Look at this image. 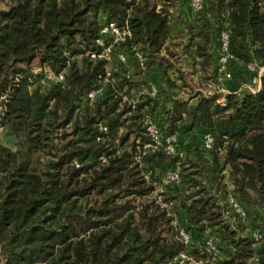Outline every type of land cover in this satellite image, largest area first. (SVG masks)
<instances>
[{
    "label": "trees",
    "instance_id": "16d2710c",
    "mask_svg": "<svg viewBox=\"0 0 264 264\" xmlns=\"http://www.w3.org/2000/svg\"><path fill=\"white\" fill-rule=\"evenodd\" d=\"M0 4L2 124L19 142L15 151L0 143V264H174L186 250L178 229L171 216L144 200L152 187L133 162L136 143L130 150L115 143L124 112L118 109L124 107L107 93L91 108L83 103L102 63L88 60L80 71L77 59L92 48L102 22L127 21L134 42L149 54V67L157 65L164 60L157 56L169 33L170 3L0 0ZM205 5L199 14L195 54L202 59L203 71L212 61L210 80L216 56L207 52L208 35L215 37L217 53L221 29L228 31L234 69L250 62L264 67V0H205ZM100 16L105 19L99 22ZM34 61L54 72L67 69L65 86L29 89ZM218 99L197 93L187 101H175L167 131L178 130L182 136L192 129L214 134L215 146L225 150L221 165L212 153L220 166L217 173L227 170L237 200L251 215H262L264 75L255 93L230 92L223 104ZM130 116L129 129L140 127L141 135V125L131 121L137 116ZM102 122L108 126L106 134L99 132ZM67 126L71 139L63 142L62 137L63 145L57 148L55 131ZM98 135L104 136L103 142L95 140ZM141 138L145 139L143 134ZM102 156L104 162L99 160ZM162 158L171 159L155 155L148 159L149 168ZM74 160L80 166L75 167ZM188 177L193 192L190 203L181 206L191 230V249L195 233L211 230L221 238L218 264H264V254L250 247V239L224 222L218 205L219 195L225 194L218 190L220 180L214 195L190 173ZM200 256L194 258L205 263L206 256Z\"/></svg>",
    "mask_w": 264,
    "mask_h": 264
},
{
    "label": "built area",
    "instance_id": "2783aa9c",
    "mask_svg": "<svg viewBox=\"0 0 264 264\" xmlns=\"http://www.w3.org/2000/svg\"><path fill=\"white\" fill-rule=\"evenodd\" d=\"M140 1L138 0V2ZM187 6L190 14L196 17L204 11L206 5L205 0H188ZM228 37V31L221 29L217 38L218 49L212 75L213 80L209 81L211 90L201 92L205 97L218 95L217 102L219 104H223L225 96L229 94L224 88V83L233 80L235 72L232 63L234 57L228 49ZM85 56L94 63H102L101 71L95 76V83L85 92L82 98L83 103L88 107L91 108L97 101L102 100L118 80L124 78L132 84L130 92H119L115 98L118 99L119 107H124L127 109L128 114L137 116L131 121L139 123L143 129L142 134L145 139L136 141L132 159L143 174L144 181L152 186L150 196L154 199L159 197L163 193V186H179L181 176L178 168L164 171L163 186H157L151 180L148 159L158 154H163L171 159H183V152L180 148V140L183 136L179 134L178 130L174 132L167 131L168 119L173 111L174 101L165 99L159 80L151 77V66L148 65L149 54L142 49L140 44L134 42L127 21L120 24L116 21L102 22L98 37L94 40L92 48L85 52ZM243 69L249 79L246 85L248 92L255 93L260 89L261 77L264 75L262 67H259L255 62H250ZM31 75L29 89H42L53 85L63 88L67 69L54 72L49 68L36 66L31 68ZM140 82L141 84H139ZM164 83L165 79H163ZM139 96H142L148 102L147 106L140 107L141 99ZM3 99V97H0V100ZM2 116L3 111L1 112L0 108V135L5 130L2 124ZM99 132L102 134L108 132L106 123L99 124ZM95 140L103 142L104 136L98 135ZM199 140L204 156L215 153L218 163L222 164L224 162L225 150L223 147L215 146L214 134L203 133ZM207 159L213 165L212 160ZM99 160L104 162L105 158L102 156ZM72 164L75 167L80 166L77 160H74ZM224 183L227 185L224 191L225 196L223 201L218 204L223 209L224 219L228 224H233L235 229L242 226L249 227L246 230L250 239V247L264 254V213L262 215H251L235 197L231 184L225 181ZM213 193L214 195L218 194L215 190H213ZM167 216H170V214L167 213ZM178 234L186 250L175 259L174 264H218V261L221 260L220 248L216 241L207 239L204 242L202 255L206 256V262L203 263L187 252V249L191 247L190 234L184 229H179Z\"/></svg>",
    "mask_w": 264,
    "mask_h": 264
},
{
    "label": "rangeland",
    "instance_id": "374dc122",
    "mask_svg": "<svg viewBox=\"0 0 264 264\" xmlns=\"http://www.w3.org/2000/svg\"><path fill=\"white\" fill-rule=\"evenodd\" d=\"M166 1L168 2V4L170 3L168 6L166 5L167 9L169 10L172 7L174 2L172 0H166ZM182 1L188 4V0H182ZM3 8L4 6L0 4V9H3ZM192 17H195V16H192ZM200 17H201L200 15H197V17L195 18L199 20ZM103 19L105 18L100 16L98 20L100 22ZM184 30L186 31L185 28ZM210 35H208L210 40H209V43L207 44V50H208L207 52L215 54L213 56H216L215 37L214 36L211 37ZM168 57H169L168 59L165 58V60L159 61V63L157 61L158 63L157 65L160 66V69L163 72L169 73L170 78H168V81H169L168 85L170 88L171 87L174 88L173 85L177 84L180 86L179 88L180 91H182L181 89L182 87L187 88L189 92L185 95H192V96H193L194 91H197V93H201V92H198V90L200 89H202L203 91L211 90V88L207 87L206 84H209V81H210V73L212 70L211 67H213L212 61L206 64V67H207L206 71H203V69L201 68H200L201 69L200 71V70H196L193 63L190 67L187 62L184 63L182 60L177 61L176 55H168ZM77 59L80 65L79 69H81L80 71H83V69L85 68L84 64L88 62V59L86 58L85 54L77 55ZM184 64L188 65V70H185V72L183 71L179 72L178 69L183 68ZM31 66L36 67L39 65L36 61H34ZM262 70L264 72V67H262ZM242 80L245 81V84L248 83L249 82L248 75L244 72L243 68L237 67L234 72V78L231 81H236L237 83H239V82H242ZM139 84H141V82ZM122 91H126V92L131 91L130 82L125 80L124 78L118 80L113 85V88L108 90L107 94L115 97V96H118V93ZM184 97L188 98L186 96ZM139 98L141 99V103H140L141 106L148 105L147 101L143 99L142 96H139ZM118 110H119L118 112L120 111H124V112H123V116L119 119L121 125L119 124L120 126L117 128V130L114 133V137L116 141L115 143L122 149L126 148L130 150L131 144L134 145L136 141H138L139 139L140 140L143 139L141 138L142 133L140 135V132L142 131L140 127H139L140 131L139 130L137 131L136 127L129 129L128 127L129 124L128 122H126V120L129 117H131L130 116L131 114H128L125 108H119ZM1 112H2V109H1ZM57 129L54 134V145L57 146V148H59V146L61 147V145H63V144H60L61 143L60 139L62 137H63L62 139L63 142L71 139V127L67 126L64 128H60L58 130ZM134 134H136L135 138H134ZM193 136H194V140L190 141L189 147H186L187 144H185L184 146L183 145L180 146V148L185 147L183 150L181 149L183 152V156H184L183 159H180V160L166 159V158L158 159L156 162L157 165H152V168L149 169V171L151 172L152 182H154L157 186L159 185L163 186L162 179L164 177L163 176L164 171L167 169L178 168L180 176H181V184L179 186H174V185L163 186L162 188L163 193L156 199L152 198L150 194L148 195V197L144 198L145 201L147 202L152 201L156 206L159 207L160 210H163L166 213H169L173 219V224L178 229V232H179V229H184L187 232L191 231L186 228V216H185L183 207L181 206L182 202H185L187 204L190 203V197L192 196L191 193L193 192V188L190 186V183L188 182L189 173L191 174V176L195 177L203 185V187H209L210 185L211 186L214 185V187H216L215 182H217L216 180L219 179L220 185H218V190L223 189V191H225V189L227 188V185L224 183L225 173H222V172L217 173V170L220 166L219 165L216 166L213 160L212 153H209L206 156H204V153L201 151L200 140H199L201 138V132L198 130H195V133H193ZM78 137H81V135H78ZM0 143L1 145L8 147L14 151L17 150L19 147L18 140L9 134V132L7 131V128H5L4 132L0 135ZM187 148H188V151L185 152ZM206 157L209 158L210 161L212 160L215 166H212V165L209 167L206 166V163L208 162L206 160ZM92 160H93L92 158H89V161H92ZM230 186L232 187V185ZM219 196H220L219 198L221 199V201H223L225 195H222V196L219 195ZM224 222L228 223L225 219H224ZM230 228L236 231H240V232H243L244 230L249 229V227H245V226L237 227L235 229L233 224L230 225ZM207 239H212L216 241L217 243L221 242V238L214 236V233L213 232L211 233V230H206L204 233L200 235L195 233L194 239L192 241L193 242L192 244L195 246V248L191 249L190 247L187 249V251L189 253L196 251L195 254L193 253L191 254L194 255L195 258L200 259L201 258L200 255H202V246Z\"/></svg>",
    "mask_w": 264,
    "mask_h": 264
},
{
    "label": "crops",
    "instance_id": "0c3cea01",
    "mask_svg": "<svg viewBox=\"0 0 264 264\" xmlns=\"http://www.w3.org/2000/svg\"><path fill=\"white\" fill-rule=\"evenodd\" d=\"M172 1L174 3L172 7L168 10L169 16L167 21V27L169 33L157 57L164 58L165 60V58L166 59L169 58L168 55H176L177 61L182 60L184 63L187 62L190 67L193 63L196 70L201 71L199 62L202 59L195 54V50L200 40V37L196 35V31L197 28L201 26L202 22L200 20H197L195 17H192V15L188 10V6L185 2H183L182 0H172ZM184 28L186 29V31L184 30ZM185 70H188V65L186 64H184L183 68L178 69L179 72L182 71L185 72ZM151 77L155 80H159L161 89L163 88L164 90V95L166 96L165 97L166 100L174 101V102L187 101L190 98H192L195 94H197V91H194L193 96L185 95L189 92L187 88L182 87L181 88L182 91H180L179 90L180 86L177 84L173 85L174 88L168 87L165 83L163 84V79L167 80L168 78H170L169 73L163 72L160 69V66L158 65H153L151 67ZM246 85L247 83L245 84L244 80H242V82L239 83H237L236 81H226L224 83V88L228 91L227 93L231 92L240 96L248 92ZM130 86H132V84H130ZM206 86L209 87V84H206ZM198 92H203V90L200 89L198 90ZM184 96L188 98H185ZM193 100L194 99H191L190 101L193 102ZM178 125H180V123ZM193 133H195V129H192L186 135H183V138H181L180 140V146L181 145L184 146L185 144H187L186 147H189L190 141L193 140L192 137H194ZM184 148L182 147L181 149L183 150ZM187 151L188 148L185 152ZM206 160L208 159L206 158ZM206 166L208 167L211 166V163L208 161L206 163ZM223 173H225L224 181L229 183L227 170H225V172ZM206 188L214 190V188L211 185ZM242 235L245 238H249L247 230H244Z\"/></svg>",
    "mask_w": 264,
    "mask_h": 264
}]
</instances>
